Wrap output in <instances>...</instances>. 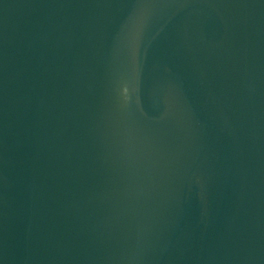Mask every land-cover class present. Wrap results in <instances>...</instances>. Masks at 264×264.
I'll return each mask as SVG.
<instances>
[{"label": "water", "instance_id": "95a60500", "mask_svg": "<svg viewBox=\"0 0 264 264\" xmlns=\"http://www.w3.org/2000/svg\"><path fill=\"white\" fill-rule=\"evenodd\" d=\"M0 264H264V0H0Z\"/></svg>", "mask_w": 264, "mask_h": 264}]
</instances>
